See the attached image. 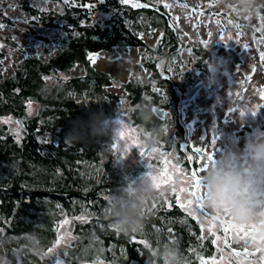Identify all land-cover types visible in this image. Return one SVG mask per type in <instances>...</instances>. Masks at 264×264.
I'll return each mask as SVG.
<instances>
[{"label":"trees","instance_id":"1","mask_svg":"<svg viewBox=\"0 0 264 264\" xmlns=\"http://www.w3.org/2000/svg\"><path fill=\"white\" fill-rule=\"evenodd\" d=\"M11 1L31 16L30 25L58 31L60 38L35 36L43 45L42 57H25L7 77L0 76V118L12 117L22 128L18 139L6 134V126L0 128V251L6 264H53L54 258H47L46 253L57 240V227L69 218L74 220L73 240L60 254L66 264H164L160 252L165 245L179 249L182 264H201V259L208 263L213 243L199 235L197 220L174 198L165 201L157 196L151 201L141 231L127 235L118 231L106 215V198L125 177H142L147 168L138 162L128 169L118 168L112 156L113 138L74 140L67 136L70 130L87 125L94 113L113 120L124 101L131 126L141 129L144 137L158 132L159 142H165L169 117L161 121L153 115L149 96H155L157 107L159 98L151 89L158 80L157 62L178 45L174 39L180 32L170 14L150 0L128 4L53 0L60 4L58 11L48 9L46 1L51 0ZM0 24L5 28L13 22L0 12ZM154 29L162 35L152 50L143 36ZM167 42L174 46L165 52L162 47ZM131 48L146 54L142 68L152 73L145 82L134 75L131 81L119 83L92 67L91 58L97 54L119 60ZM194 53L193 66L209 73L208 50L198 47ZM203 60L205 65H201ZM116 83L123 89L119 95L107 91ZM29 101L37 104L33 115L27 113ZM145 109L151 113L149 120L141 118ZM183 126L180 116L172 122L178 140L186 133ZM77 216L86 221H75Z\"/></svg>","mask_w":264,"mask_h":264},{"label":"rangeland","instance_id":"2","mask_svg":"<svg viewBox=\"0 0 264 264\" xmlns=\"http://www.w3.org/2000/svg\"><path fill=\"white\" fill-rule=\"evenodd\" d=\"M150 1L154 6H162L163 10L170 14L171 23L180 32L177 35L178 48L174 52L169 51L166 59L157 62L160 70L169 73L183 87H187L196 80H201L203 87L183 104L180 117L184 124L183 127L186 129V138L178 140L173 136L171 126L174 113H171L168 116V125L165 126L167 139L155 146L157 151L146 157V161L139 155V148L136 145L144 146L146 149L149 137H144L142 130L138 127L131 126L127 116L129 108L124 101H121L119 105L121 108L111 122L116 124L118 119L125 121L128 130L126 137H131L127 139V143L132 147L127 152L112 148V156L116 158L117 167L123 169H128L137 162L146 167L147 162L153 165L154 171L159 172L161 169L167 168L171 175L173 165H175L174 179L177 192L166 190L164 196L160 194L158 196L167 201L168 198L176 200L179 195L183 200L184 193H180L179 188L187 186L189 177L182 175L184 169L181 165L184 160L178 154V143L185 142L194 148L205 149L209 153L214 152L211 139L212 131L215 130V137H217L215 155L218 156L220 150L228 147L242 148L249 136L264 133V108L259 107L264 105V98H262L264 95V63L261 62L260 56L264 52V13L260 11V9L264 10V0H252L251 3H245V0ZM46 2L48 9L53 7V10H60V4L57 2L53 0ZM165 4L170 7L165 8ZM208 9L214 14L203 13ZM0 12L13 22L12 26L0 29V76L7 77L25 57H42L43 45L35 41V36L42 35L50 40L60 38L58 31L30 25L31 16L19 11L11 0H0ZM224 14H226L225 17H223ZM101 17L103 16L101 15ZM229 20L232 21L231 24L228 23ZM239 20L256 30L257 37L252 36L242 27L236 28V24L240 25ZM161 35L160 29H154L143 37L148 46L155 50ZM221 35L225 37L224 41L220 40ZM229 36L231 39H228ZM244 45L248 46L247 49L244 48ZM198 47L208 50L211 62L219 61L226 67L222 68L215 76L210 73H208L209 75L202 74L193 66V60L196 59L194 49ZM58 48L59 46L55 43L54 49ZM167 48H170L168 42L163 45L162 50L166 52L169 50ZM128 51V53L122 54L119 60L109 59L107 53L97 54L91 58L92 67L98 72L117 79L119 83L131 81L134 75L142 76L145 82V77L149 74L147 69L142 68V64L147 60L146 54L139 48H131ZM119 83L114 84L107 91L116 95L121 94L123 89ZM93 106V103H89L90 109ZM241 107L255 111L257 114L253 116L251 113H246L244 117H240L239 109ZM26 108L27 113L33 115L36 112L37 104L31 102V112L28 109V104ZM230 108H236L237 111L229 113ZM2 126H6V134H11L16 139L20 138L22 128L17 120L12 117L0 118V128ZM120 143L123 145L124 141ZM121 157L127 158L122 159ZM204 163L209 162L205 159ZM65 221L57 227L56 236L57 238L62 237L61 243L56 247V252L59 254L73 240L72 225L74 220L69 218ZM75 221L84 222L86 219L77 216ZM197 221L206 229L207 234L208 232L209 234L214 233L215 226L210 218L200 217ZM46 257L52 260L54 258L51 255H46ZM0 264H6L3 251H0ZM96 264L107 263L99 261Z\"/></svg>","mask_w":264,"mask_h":264},{"label":"clouds","instance_id":"3","mask_svg":"<svg viewBox=\"0 0 264 264\" xmlns=\"http://www.w3.org/2000/svg\"><path fill=\"white\" fill-rule=\"evenodd\" d=\"M252 0H245L251 3ZM209 73L215 76L226 67L219 61L207 63ZM249 113H255L249 109ZM141 118L149 120L151 113L145 109ZM117 133V126L103 113L92 114L87 125H82L67 134L70 139L111 138ZM159 143V134L154 132L147 140L149 149ZM126 159L127 157H121ZM202 182L206 193L205 203L214 213L225 211L237 223H251L261 219L264 211V133L249 136L242 148L228 147L214 156L203 173ZM159 192L151 179L143 174L140 178L125 177L108 200L105 210L118 231L124 234L136 233L142 229L144 211ZM253 247L264 251V236L253 243ZM164 264H182L178 248L165 245L161 252Z\"/></svg>","mask_w":264,"mask_h":264},{"label":"snow or ice","instance_id":"4","mask_svg":"<svg viewBox=\"0 0 264 264\" xmlns=\"http://www.w3.org/2000/svg\"><path fill=\"white\" fill-rule=\"evenodd\" d=\"M64 2L67 4L69 3V0H64ZM101 2V0H100ZM130 0H120L121 4H128ZM134 7H149L148 4H140V5H133ZM165 8L170 7V5L165 4ZM229 24L232 23L231 20L228 21ZM0 27H3L2 24H0ZM236 28H240L241 25L236 24ZM209 35H212L209 33ZM239 35V33H237ZM228 39H231V36L228 37ZM220 40L224 41L225 37L223 35L220 36ZM247 45H244V48L247 49ZM261 56V62L264 63V52L260 54ZM231 95V93H229ZM262 98H264V95H262ZM261 109L264 108V105L259 106ZM28 109L31 112V101L28 102ZM229 113L236 112V108H230ZM246 113H249V110L241 107L239 109V116L244 117ZM253 115L255 113H252ZM19 124L20 122L17 121ZM117 125V133L113 137V143L112 148L114 150L127 152L132 147L131 145H128L127 139L131 137H126V124L123 119H118L116 122ZM203 139V138H202ZM121 141H124V144L121 145ZM217 144V137L212 136L211 139V146L215 149L214 152H207L205 149L201 148H193L191 151H194L198 155V159L194 161V158L192 155L187 156V160L190 162H193V167L189 172H184L182 175H187L189 177L187 181L186 187L179 188L180 193H184V198L181 200L179 195H177L176 198V204L184 210V212L191 217L194 220H198L200 217L210 218V221L212 223H215L219 221L222 231L225 236V247L230 248V245L228 243V234L231 233L232 239H234L237 243L243 244V250L242 251H235L230 250L229 255L235 256V257H243L242 260H240V264H256L257 259L264 260V251H262L260 248H255V252L249 251L250 248L253 247V243L257 241L260 236L258 233L264 229V211L260 212L261 219L256 222L251 223H237L228 213L225 211L223 215L219 213H215L209 209L205 203V196L206 193L204 191V184L202 182V176L203 173L206 171V168L209 163H214V156L215 152L217 151V148H215ZM136 147L139 148V155L142 159L146 161V157L150 156L152 153L156 152L157 149L153 148L150 150H146L144 146L136 145ZM205 159L209 163H204ZM147 171L145 175L149 177L154 185V187L157 189L159 194L161 196L165 195L166 190H171L173 193L177 192V185L174 179L175 173V165H173V172L170 175L167 168L161 169L159 172H156L153 170V165L151 163L146 162ZM109 199V198H106ZM153 207H155V204H153ZM168 207H171L169 204ZM151 211V209L149 210ZM224 217L222 219L221 217ZM79 219V218H78ZM66 223V221H65ZM213 235H215L213 233ZM62 237H58L53 247H50L46 253V255H51L54 257L53 264H66L65 260H62L60 258V254L56 252V247L61 243ZM135 239V237H133ZM219 239V237H217ZM214 244L216 243V240L214 239L212 241ZM141 243H143L141 241ZM256 253H260L259 257H256ZM64 255H67L65 253ZM223 259V257H221ZM201 264H207V261L201 259ZM213 264H215V260H213Z\"/></svg>","mask_w":264,"mask_h":264},{"label":"flooded vegetation","instance_id":"5","mask_svg":"<svg viewBox=\"0 0 264 264\" xmlns=\"http://www.w3.org/2000/svg\"><path fill=\"white\" fill-rule=\"evenodd\" d=\"M211 11V10H210ZM214 14L213 11H211L212 15ZM226 14L223 15V17H225ZM239 23L241 25V27L245 30V31H249L248 33L251 32V30L248 28L249 25H247L245 22L240 21ZM250 27V26H249ZM254 30V29H253ZM256 30H254V37H257V33H255ZM175 43H179V40L177 38L174 39ZM170 48H172L174 45H168ZM176 48H178V45H176ZM176 48L174 49V51L176 50ZM169 49V48H167ZM173 51V52H174ZM206 61L203 60V62L201 63V65H205ZM198 69V68H196ZM201 71L202 74L204 75H209L207 73V70H202V69H198ZM149 73H152V71H148ZM158 76V80L157 82L154 83V86L151 88L153 90V92H156L157 97L159 98V100L157 101V108H159L162 112H164V119L161 121H164L169 115V111H173L174 112V117H173V121L176 120L177 116H180L181 111H183V104L188 101L187 99V94L189 91H191L193 89V86L197 85V84H201V89L203 87V83L201 82V80H196L195 82H191L187 87H183L180 84H178L172 77L171 75H169V73H166L164 70H160V68L158 70H156L155 72ZM199 91V90H198ZM198 91L193 95L195 96ZM149 105H151V109L154 106L153 101L155 100V96H149ZM169 113V114H167ZM160 120V119H158ZM184 137V136H183ZM184 139V138H183ZM182 142L178 143V147L179 144H181ZM194 147L190 146L189 144H186V148L185 151H180V149L178 148V154L180 156L183 157L184 162L182 163L181 166H183L184 172H189L192 167H193V162H190L187 160V156L188 154H191L194 158V161L198 159V155L196 153H194L193 151H191ZM215 214V213H213ZM222 219H224V217H221ZM209 219V218H208ZM197 225H199L201 228L197 229L199 235L203 238V239H210L211 243H213L212 241L215 239L216 243H213V252L211 255V259L207 264H213V260H215V264H240V260L243 259V257H235V256H230V250H235V251H242L243 250V244L242 243H237L234 239H232V235L231 233L228 234V243L230 245V248L225 247V236L224 233L222 231V227L219 223V221L213 223L215 228L214 230V234H207V231H205L206 229H204L202 227V225L196 221ZM258 235L264 236V229H262ZM217 237H219V239H217ZM249 251L251 252H255V247H252L249 249ZM260 255V253H256V257L258 258ZM221 257H223V259H221ZM256 264H264V260H259L257 259Z\"/></svg>","mask_w":264,"mask_h":264},{"label":"water","instance_id":"6","mask_svg":"<svg viewBox=\"0 0 264 264\" xmlns=\"http://www.w3.org/2000/svg\"><path fill=\"white\" fill-rule=\"evenodd\" d=\"M203 13L204 14H207V15H210L211 14V11L208 9V10H205V11H203ZM248 28L251 30V34L252 35H254V30L252 29V27H249L248 26ZM201 84H197V85H195V86H193V89L191 90V91H189L188 92V94H187V99L189 100V99H191L192 97H193V95L198 91V90H200L201 89ZM152 112H153V115L156 117V118H158V119H160V120H163L164 119V112H162L159 108H157V107H153L152 108ZM212 135L213 136H216V132H215V130H213L212 131ZM186 138V134L184 135V139ZM185 148H186V143L185 142H182L181 144H179V149H180V151H185ZM146 150H150L149 149V147H147L146 148ZM194 152V151H193ZM195 153V152H194ZM188 155H191V154H188Z\"/></svg>","mask_w":264,"mask_h":264}]
</instances>
